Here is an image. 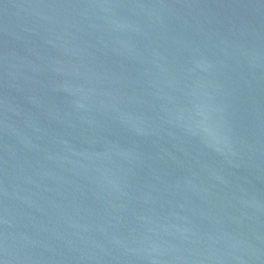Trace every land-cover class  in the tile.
<instances>
[{
	"label": "water",
	"instance_id": "1",
	"mask_svg": "<svg viewBox=\"0 0 264 264\" xmlns=\"http://www.w3.org/2000/svg\"><path fill=\"white\" fill-rule=\"evenodd\" d=\"M0 264H264V0H0Z\"/></svg>",
	"mask_w": 264,
	"mask_h": 264
}]
</instances>
